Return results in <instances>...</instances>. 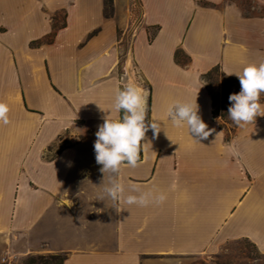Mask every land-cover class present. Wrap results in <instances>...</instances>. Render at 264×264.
Returning a JSON list of instances; mask_svg holds the SVG:
<instances>
[{"label":"crops","instance_id":"obj_1","mask_svg":"<svg viewBox=\"0 0 264 264\" xmlns=\"http://www.w3.org/2000/svg\"><path fill=\"white\" fill-rule=\"evenodd\" d=\"M141 1L145 27L133 57L150 89L149 122L162 130L154 137L149 129L139 166H122L119 180L126 195H166L146 207L99 199L104 175L93 150L104 118L120 119L113 105L125 80L118 37L127 1L112 0L106 16L104 0H0V102L10 108V122L0 123V264L43 247L65 254L64 264H171L240 239L264 254V116L227 140L203 80L217 65L226 74L264 63V19L223 0ZM177 100H196L215 132L197 142L174 127L167 110ZM65 139L73 145L48 160ZM84 147L92 150L72 177L95 184L58 191L51 168Z\"/></svg>","mask_w":264,"mask_h":264},{"label":"clouds","instance_id":"obj_2","mask_svg":"<svg viewBox=\"0 0 264 264\" xmlns=\"http://www.w3.org/2000/svg\"><path fill=\"white\" fill-rule=\"evenodd\" d=\"M226 74L236 75L241 85L239 93L229 96L230 119L237 126H241L252 123L258 116H264V105L259 102L261 94L264 93V63L249 64L241 72H226ZM113 106L116 112L123 111V117L110 119V115L106 116L104 123L99 126L95 134V159L98 165H102L100 171L104 175L101 184L104 195L99 199L110 198L114 203L123 201L127 205L140 207H146L150 203H163L166 200V195L163 193L147 191L140 192L139 195H126L125 187L119 180L122 166L127 165L131 168L139 166L142 141L149 129L153 131L154 137L162 130L155 121H146L147 92L136 83L129 82L122 90L117 91ZM9 111V106L0 102V123L7 125L10 122ZM198 113L199 106L196 100L195 102L177 100L167 110L173 126L177 128L186 126L189 135L195 137L194 140L197 142L206 140L215 132V129L208 128ZM218 135L220 133L216 137ZM106 174H108L107 184H105ZM134 191L139 192V189Z\"/></svg>","mask_w":264,"mask_h":264},{"label":"rangeland","instance_id":"obj_3","mask_svg":"<svg viewBox=\"0 0 264 264\" xmlns=\"http://www.w3.org/2000/svg\"><path fill=\"white\" fill-rule=\"evenodd\" d=\"M224 4H233L235 8L239 10V13L242 17L245 18H262L264 19V0H259L256 2L255 0H223L220 6ZM107 12H110V9L107 6ZM149 41V40H148ZM126 51V50H125ZM122 54V57L119 62V72L120 74L125 76V80L122 81L121 90L126 86L129 82H134L143 88L147 95L149 94V87L145 83V81L137 79L133 76L132 70L134 69V65L131 57H126V53ZM127 60V61H126ZM123 61H126V67H122ZM179 61L185 63L188 59L179 54ZM221 69V68H220ZM222 71V70H221ZM211 88L217 91L216 84L211 85ZM53 116H59L58 114H53ZM51 115V116H52ZM147 116H148V104H147ZM121 118V117H120ZM76 140V139H74ZM73 140H62L58 146L50 149V155L47 157L48 160L54 156H56V152L65 149L68 146H71ZM73 145V144H72ZM92 148L84 147L76 149L72 154L65 155L62 159L58 160L55 165L51 168V176L53 179V183L57 186L58 191H74V186L79 187V191H90L89 185H94L95 180L93 178L87 180H74V176H76L75 172H73V167L75 162L79 161L83 155L91 151ZM94 150V149H93ZM47 234L54 235L52 231H49ZM55 253L48 252L46 247H43L41 251L31 253L27 256L18 257L15 261L18 264H22L24 259L30 255L32 256H43L47 257L49 255H53ZM208 262H219L221 264H264V254H261L256 251V249L252 246L251 242L240 239L236 241L227 242L220 247V249L214 255H185V256H174L170 258L171 264H208Z\"/></svg>","mask_w":264,"mask_h":264},{"label":"trees","instance_id":"obj_4","mask_svg":"<svg viewBox=\"0 0 264 264\" xmlns=\"http://www.w3.org/2000/svg\"><path fill=\"white\" fill-rule=\"evenodd\" d=\"M105 1V14L106 16H111L113 14L112 0ZM107 6L110 12H107ZM53 36H49L46 41L51 42ZM40 42H33L32 45L36 46ZM177 60H179V53H177ZM187 63V62H185ZM203 80L208 91V95L211 100V117L212 121L223 130L227 140L235 134L239 126H237L228 115V108L230 107L229 96L233 93H239L241 90L240 81L238 78L227 76L223 71H221L220 66H215L211 68L208 72L203 75ZM216 84L217 91L211 88V85ZM150 92V89H149ZM260 103L264 102V93L260 96ZM149 108H150V95L148 96V116L146 121H149ZM124 115L123 111L120 112V117ZM247 240V239H245ZM248 241V240H247ZM252 244V243H251ZM256 249V247L252 244ZM257 252H259L256 249ZM66 259L65 254H53L46 258L43 256H28L24 259L22 264H64ZM215 264H221L216 262Z\"/></svg>","mask_w":264,"mask_h":264},{"label":"built area","instance_id":"obj_5","mask_svg":"<svg viewBox=\"0 0 264 264\" xmlns=\"http://www.w3.org/2000/svg\"><path fill=\"white\" fill-rule=\"evenodd\" d=\"M128 20L124 28L120 29L118 37V46L123 48L126 57H131L134 69L132 70L133 76L142 80L141 73L137 68L133 57V45L138 32L145 27V9L141 0H126ZM156 30L147 29L148 40L151 41L154 37ZM125 57V56H123ZM127 61V60H126ZM123 80V79H122ZM1 264H18L14 259L2 258Z\"/></svg>","mask_w":264,"mask_h":264}]
</instances>
